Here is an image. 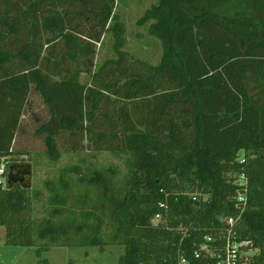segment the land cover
<instances>
[{"label": "trees", "instance_id": "obj_1", "mask_svg": "<svg viewBox=\"0 0 264 264\" xmlns=\"http://www.w3.org/2000/svg\"><path fill=\"white\" fill-rule=\"evenodd\" d=\"M116 2L0 0V166L34 89L51 112L37 134L52 164L68 133L124 155L127 169L118 192L99 170L88 183L73 177L78 167L64 170L46 183L58 222L36 226L37 197L8 184L7 166L6 245L32 247L36 236L49 240L42 250L103 243L97 216L61 215L66 184L89 194L90 183L103 182L114 223L105 234L124 246L120 264H223L229 242L251 244L239 257L257 251L238 264H264V0H157L137 25L163 45L158 65L124 51ZM108 33L117 58L93 71Z\"/></svg>", "mask_w": 264, "mask_h": 264}, {"label": "rangeland", "instance_id": "obj_2", "mask_svg": "<svg viewBox=\"0 0 264 264\" xmlns=\"http://www.w3.org/2000/svg\"><path fill=\"white\" fill-rule=\"evenodd\" d=\"M156 1L117 0L116 2V13L125 26L124 51L151 65L160 63L163 45L155 37L150 36L148 26L139 27L137 21ZM113 44L114 37L111 33L105 35L102 42L97 44L95 63L91 67L93 71L97 70L106 60L117 58ZM68 63L69 67L75 70V62L69 60L65 65ZM89 80L87 75L81 78L85 84H88ZM50 116L49 108L40 94L33 89L22 116V123L13 146V155L5 160L7 166L30 165L32 168V187L29 190L33 197H37L34 214L36 226L45 222H58L53 214L56 206L50 204V192L46 183L58 178L64 170L78 167L73 177H79L85 183L91 182L99 170L103 173L102 178L117 192L124 187L127 175L124 155L93 151L86 139L78 136L73 138L68 133H63L57 138L62 158L59 163L52 164L46 156V137L37 134L38 129L50 120ZM1 179L6 184L7 178ZM66 190L68 201L65 212L61 215L73 213L72 219L76 223L86 221L85 217L91 214L92 218L97 216L99 220H102L100 230L104 235L101 234L100 237L103 243H91L90 240L96 236L86 232L85 236L90 242L74 246L50 245L42 250L49 244V240L42 241L38 236L32 247L8 246L6 245V230L0 227V264H120L125 248L120 244L110 242L111 237L108 233L105 234L106 231L112 230L114 223L110 218L112 207L108 202H104L103 182L90 183L89 194H84L83 189L71 191L69 184H66ZM157 223H159L158 220ZM72 230L75 231L74 228ZM256 253L255 249H247L244 254H241V259L248 261L249 257Z\"/></svg>", "mask_w": 264, "mask_h": 264}, {"label": "built area", "instance_id": "obj_3", "mask_svg": "<svg viewBox=\"0 0 264 264\" xmlns=\"http://www.w3.org/2000/svg\"><path fill=\"white\" fill-rule=\"evenodd\" d=\"M4 163L5 162H3L2 165L0 166V184L3 183L1 178H3V174H4V172H5L6 168H7L6 163H5V165H4ZM243 199H244V196L243 195H239V200L242 201ZM157 220L160 221L161 220V216L158 215L156 217V219H155L156 223H157ZM228 223L231 226H233V224H234L232 219L228 220ZM246 246H248L247 243H242V244L238 245L237 243L229 242L227 247H226V258L224 259L223 264H238V261L242 260L241 256L239 257V254H238L239 248L246 247ZM202 249L206 250L207 247L204 246Z\"/></svg>", "mask_w": 264, "mask_h": 264}, {"label": "water", "instance_id": "obj_4", "mask_svg": "<svg viewBox=\"0 0 264 264\" xmlns=\"http://www.w3.org/2000/svg\"><path fill=\"white\" fill-rule=\"evenodd\" d=\"M10 176L8 178V184L12 187L16 183H20L24 189H30L32 187V168L30 165H15L10 167ZM13 171L17 172V175L13 174Z\"/></svg>", "mask_w": 264, "mask_h": 264}, {"label": "flooded vegetation", "instance_id": "obj_5", "mask_svg": "<svg viewBox=\"0 0 264 264\" xmlns=\"http://www.w3.org/2000/svg\"><path fill=\"white\" fill-rule=\"evenodd\" d=\"M11 171H9V173H10ZM12 173V172H11ZM11 175H17V172L16 171H13V174H11ZM20 184V183H19Z\"/></svg>", "mask_w": 264, "mask_h": 264}]
</instances>
